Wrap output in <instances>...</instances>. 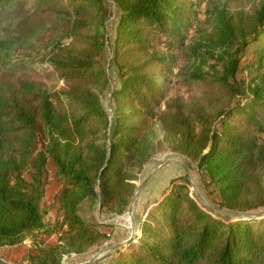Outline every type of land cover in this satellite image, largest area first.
<instances>
[{"label":"trees","instance_id":"obj_1","mask_svg":"<svg viewBox=\"0 0 264 264\" xmlns=\"http://www.w3.org/2000/svg\"><path fill=\"white\" fill-rule=\"evenodd\" d=\"M2 1L18 5L19 26L28 28L40 16L63 14L69 44L56 45L49 54V67L61 83L52 94L13 71L0 75V247L29 240L37 250L26 254L27 264H61L64 255L105 239L80 214V206L97 202L101 209L116 207L118 214L127 210L136 186L123 166L137 167L130 161L156 120L174 150L205 173L219 209L234 214L264 210V142L258 139L264 133V96L254 88L244 103L185 105L169 98L170 58L152 49L150 36L182 52L180 29L190 27L196 16L192 2L112 0L120 13L112 55L121 81L113 92L116 112L109 126L92 89L108 83L96 66L105 41L103 0ZM210 39L216 46L239 44L230 70L222 78L193 79L229 98L243 94L228 78L235 76L250 43L256 44L251 64L264 69V0L251 14L221 16ZM47 161L61 184V219L53 227L44 223L40 208ZM140 229L135 246L115 251L105 264H264V217L238 219L203 210L184 193L164 195ZM54 232L60 233L56 244L36 242Z\"/></svg>","mask_w":264,"mask_h":264},{"label":"rangeland","instance_id":"obj_2","mask_svg":"<svg viewBox=\"0 0 264 264\" xmlns=\"http://www.w3.org/2000/svg\"><path fill=\"white\" fill-rule=\"evenodd\" d=\"M262 1L189 0L194 4L196 16L192 19L190 27L180 29L181 34L184 36L183 49L180 53L168 50L164 45L157 44L154 37H149L154 52L159 56L170 58L171 61L172 71L168 83L169 98H180L185 105L203 107L210 101L215 106L230 100L231 103L235 100L244 103L246 97H251V90L254 88H258L259 94L264 96V69L251 64L255 62L254 47L256 44L253 43H250L244 49L235 76L228 78L234 88L244 90L243 94H239L235 98H229L216 91H208L207 85L193 79L200 75L206 76V74L210 79L227 76L231 60L235 56L239 44L237 43L232 47L216 46L210 38L215 28L219 27L221 16L225 14H251ZM103 2L107 12L103 29L105 41L103 55L101 58H96V66L102 68L108 83L106 86H94L92 89L100 98L110 126L116 112V100L113 92L119 88L121 81L120 72L113 62L112 55V46L120 13L112 0H103ZM20 18V10L17 4L12 1L0 2V75L4 72L13 71L15 74L33 81L41 90L52 94L59 89L61 83L49 67L48 57L56 45L69 44V40L64 39V16L63 14L40 16L34 21V27L32 28L19 26ZM166 26H172L171 22ZM168 30L171 29L168 28ZM172 37H175V34H172ZM236 56H238V53H236ZM214 100H218L219 104L214 103ZM161 110H163V107ZM261 121L264 127V116L261 117ZM258 139L263 143L264 133L259 134ZM173 146L171 140L166 138L160 122L156 120L146 132L143 143L138 147L137 153L130 161L137 167H131L124 163L123 169L133 176V184L136 188L150 175L133 206L136 237L129 243L133 247L141 238L140 222L148 213L151 214L155 211L157 202L170 191L177 194H187L203 210H207L208 204L219 208L218 194L215 188L209 185L205 173L197 168L194 161L175 151ZM170 160H183L188 167L187 172L181 164ZM44 171L43 182L46 183L48 172H51V169L46 166ZM262 172L264 174V168ZM55 182L60 184L58 178L55 179ZM178 186L183 188V190L180 189L181 192L178 191ZM52 200L54 203H51ZM47 203L48 208H54L58 204V199L53 197ZM116 210V207L101 209L97 202L94 205L88 202L83 203L80 206V214L94 222L97 230L105 239L100 240L89 249H83L81 253L64 255L61 264L88 262L100 251L128 240L132 232L130 217L127 213L128 208L122 214H118ZM239 215L241 216L236 218L246 219L243 217L258 216L254 219H260L264 217V210L239 213ZM44 219L50 218L45 217ZM55 222L48 223L46 221L45 224H50L53 227ZM59 236L60 233L54 232L38 237L36 242L53 245L57 243ZM43 237L44 240H42ZM29 242L32 245V252L37 250V246L32 241ZM129 244L117 250L121 253L126 252ZM115 251L100 255L92 264H105L116 256ZM16 264H27V260L24 257Z\"/></svg>","mask_w":264,"mask_h":264},{"label":"crops","instance_id":"obj_3","mask_svg":"<svg viewBox=\"0 0 264 264\" xmlns=\"http://www.w3.org/2000/svg\"><path fill=\"white\" fill-rule=\"evenodd\" d=\"M47 167H50L51 169V176L50 179L46 180V183L43 182V191H44V197L40 203V208L44 211V218L48 217L50 219H44V223L48 221V223L54 222L57 220V217L59 216V209L58 205L54 208H48V203L47 201L51 200L53 197L58 199L59 192L61 190V185L57 182H55L56 177V171L55 168L53 167L51 161H48L46 164ZM46 168V167H45ZM55 218V220H54ZM50 225V224H47ZM45 238L43 237L42 240ZM31 243L29 241H25L21 244L14 245V246H2L0 247V257L6 258L10 261H20L25 257V255L29 252L32 251ZM31 249V250H30Z\"/></svg>","mask_w":264,"mask_h":264},{"label":"water","instance_id":"obj_4","mask_svg":"<svg viewBox=\"0 0 264 264\" xmlns=\"http://www.w3.org/2000/svg\"><path fill=\"white\" fill-rule=\"evenodd\" d=\"M171 162H174V163H179L183 166L184 170L187 172L188 170V167L186 165V163L183 161V160H180V161H176V160H170ZM150 175L145 178V180H143V182L140 184V186L138 188H136L131 200H130V203H129V207H128V215L130 217V223H131V229H132V232H131V235L129 237L128 240H126L124 243H120V244H117V245H114L112 247H109V248H106L102 251H100L98 254H96L90 261L88 262H85V263H81V264H92L100 255L104 254V253H108V252H111V251H115L117 249H120L122 246L124 245H128L131 241H133L136 237V232H135V221H134V216H133V206L138 198V196L140 195L142 189L144 188L146 182L148 181ZM208 208L211 209V210H214L222 215H227V216H231V217H240L241 215L239 214H234V213H228V212H225L213 205H210L208 204ZM258 216H244L243 218H246V219H254Z\"/></svg>","mask_w":264,"mask_h":264},{"label":"built area","instance_id":"obj_5","mask_svg":"<svg viewBox=\"0 0 264 264\" xmlns=\"http://www.w3.org/2000/svg\"><path fill=\"white\" fill-rule=\"evenodd\" d=\"M48 162V161H47ZM47 164V163H46ZM46 167V166H45ZM50 177H52L51 176V173L50 172H48V179H50ZM51 203H54V201L52 200L51 201ZM58 205V207H59V204H57ZM204 206V205H203ZM205 207V206H204ZM61 219V212L59 213V216L57 217V220H55V221H58V220H60ZM0 264H16V262H13V261H10V260H8V259H6V258H2V257H0Z\"/></svg>","mask_w":264,"mask_h":264}]
</instances>
